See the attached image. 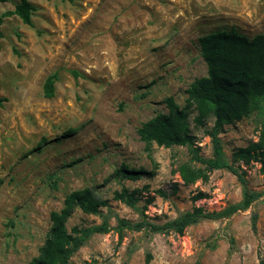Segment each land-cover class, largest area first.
<instances>
[{"label":"rangeland","instance_id":"rangeland-1","mask_svg":"<svg viewBox=\"0 0 264 264\" xmlns=\"http://www.w3.org/2000/svg\"><path fill=\"white\" fill-rule=\"evenodd\" d=\"M19 2L0 4V15ZM30 2L32 25L17 16L2 25L0 264H30L38 257L51 213L76 190L89 188L110 201L101 211L112 227L117 218L142 221L113 200L123 186L142 190L141 207L155 198L146 215L161 225L194 206L220 212L242 201V185L227 170L185 186L173 171L190 161L187 149L154 144L148 151L138 129L169 113L168 98L184 108L187 89L208 75L200 38L231 29L250 39L264 34V0ZM54 75V96L48 98L45 84ZM195 116L189 121L196 146L211 158L205 132L213 121L196 127ZM263 123L261 109L225 128L220 138L230 161L236 149L259 140ZM123 165L155 174L119 181L115 174ZM242 170L249 189L264 193L262 165H242ZM200 192L205 197L194 201ZM102 222V216L78 209L66 225L71 230ZM147 253L153 255L151 264H264V196L229 217L190 226L183 236L126 231L119 242L114 231L94 235L71 264H146Z\"/></svg>","mask_w":264,"mask_h":264},{"label":"trees","instance_id":"trees-1","mask_svg":"<svg viewBox=\"0 0 264 264\" xmlns=\"http://www.w3.org/2000/svg\"><path fill=\"white\" fill-rule=\"evenodd\" d=\"M6 2L7 0H0V4ZM33 11L34 7L30 0H20L13 11L0 15V48L4 37L2 32L4 19L17 16L26 25H32ZM199 43L208 75L196 79L187 89L184 108H181L173 98H168L166 105L169 113L158 115L144 123L138 129V135L148 151L154 144L168 149L173 147L187 149L190 161L178 164L173 171L179 175L185 186L194 185L198 181L207 182L210 173L216 170L233 173L242 185V201L220 212H207L203 207L194 206L191 211L161 225L149 222L146 215L148 206L155 198L149 197L141 207L142 190H130L123 186L121 190L114 192L113 200L131 208L142 218V221L133 223L117 218V226L112 227L109 218L104 217L101 211L109 208L110 201L96 196L89 188L76 190L66 195L63 207L59 211L51 213V228L47 238L39 256L30 264H71L73 256L92 236L108 234L111 231L118 234L119 242L123 240L126 231L146 230L151 234L175 233L183 236L190 226L203 220H220L229 217L248 209L264 196L263 192H252L249 189L245 179L246 172L242 170V165L249 166L257 162L262 165L264 173V123L259 140L236 149L231 161L224 152L220 138L227 126L241 122L256 110H264V34L250 39L235 29L222 30L200 38ZM56 78V75L50 76L46 81L45 93L48 98L54 96ZM192 113L196 114L194 118L196 127L204 126L209 120L213 121V126L205 132L213 146L211 158L201 156L200 148L196 146V137L192 133L189 121ZM154 174L155 171L132 170L123 165L115 175L119 181H139L145 175L154 176ZM177 191L175 185L173 194ZM157 193L163 198L167 197L163 190H158ZM204 197L205 194L200 192L195 196L194 201ZM78 209L86 215L102 216V224L85 228L75 226L69 230L66 223ZM145 261L146 264H151L153 255L147 253Z\"/></svg>","mask_w":264,"mask_h":264}]
</instances>
